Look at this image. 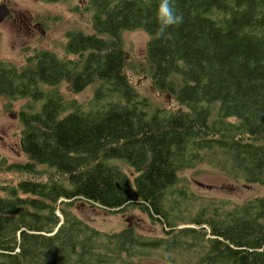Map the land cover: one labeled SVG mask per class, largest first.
Listing matches in <instances>:
<instances>
[{"label":"trees","instance_id":"obj_1","mask_svg":"<svg viewBox=\"0 0 264 264\" xmlns=\"http://www.w3.org/2000/svg\"><path fill=\"white\" fill-rule=\"evenodd\" d=\"M158 3L86 0L90 30H67L60 52L37 47L20 65L0 58V96L24 100L25 157L0 156V171L18 174L0 184V264H134L154 251L264 264V193L187 218L180 177L205 162L264 188V0H172L182 21L162 33ZM135 29L148 36L144 92L126 72L137 74L122 33ZM62 82L72 93L90 85V100L66 99ZM77 200L138 210L162 234L100 230L73 212Z\"/></svg>","mask_w":264,"mask_h":264},{"label":"rangeland","instance_id":"obj_2","mask_svg":"<svg viewBox=\"0 0 264 264\" xmlns=\"http://www.w3.org/2000/svg\"><path fill=\"white\" fill-rule=\"evenodd\" d=\"M12 10L11 16H6L0 22V58L12 60L17 65L25 61V57L37 47H46L60 52V45L64 42L67 30L81 29L89 31L91 12L84 9L86 0H63L48 2L44 0H0ZM147 34L141 29L127 30L122 33L123 51L129 66L137 74L129 75L130 82L141 92L146 90L145 46ZM139 85H142L141 87ZM60 92L66 99H75L86 105L92 96L91 86H87L78 93H72L69 86L62 82ZM155 103L167 104L168 98L164 94L150 91ZM23 98L9 99L0 96V156L6 163L23 161L18 141L20 125L16 112L23 104ZM128 172L130 169L121 164ZM182 185L190 192L192 199L183 210L184 216L190 218L201 208H210L220 200L230 203L240 202L246 198L264 193V188L256 184L244 183L240 178H232L225 172L206 164L197 162L194 166L180 173ZM18 178V174L0 171V184L11 182ZM179 184V183H178ZM80 218L94 227L104 231H116L125 225H132L138 232L145 235L158 236L162 234L160 223L153 224L146 214L138 210L123 212L108 211L77 200L72 208ZM162 252L154 251L149 256H143L134 264H189L185 256L170 254L172 261L162 258Z\"/></svg>","mask_w":264,"mask_h":264},{"label":"clouds","instance_id":"obj_3","mask_svg":"<svg viewBox=\"0 0 264 264\" xmlns=\"http://www.w3.org/2000/svg\"><path fill=\"white\" fill-rule=\"evenodd\" d=\"M155 16L161 33L168 26L178 25L182 21V16L172 6V0H159Z\"/></svg>","mask_w":264,"mask_h":264},{"label":"water","instance_id":"obj_4","mask_svg":"<svg viewBox=\"0 0 264 264\" xmlns=\"http://www.w3.org/2000/svg\"><path fill=\"white\" fill-rule=\"evenodd\" d=\"M9 9L5 3H0V22L3 21V19L8 16Z\"/></svg>","mask_w":264,"mask_h":264},{"label":"flooded vegetation","instance_id":"obj_5","mask_svg":"<svg viewBox=\"0 0 264 264\" xmlns=\"http://www.w3.org/2000/svg\"><path fill=\"white\" fill-rule=\"evenodd\" d=\"M6 4V3H5ZM7 5V4H6ZM7 7H8V9H9V14H8V16H11L12 14H11V8L7 5Z\"/></svg>","mask_w":264,"mask_h":264}]
</instances>
